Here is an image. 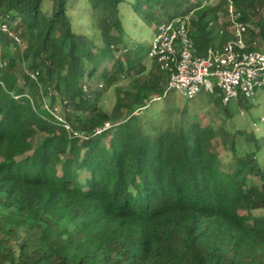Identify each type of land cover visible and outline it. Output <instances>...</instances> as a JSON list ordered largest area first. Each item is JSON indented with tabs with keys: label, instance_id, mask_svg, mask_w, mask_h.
Listing matches in <instances>:
<instances>
[{
	"label": "trees",
	"instance_id": "16d2710c",
	"mask_svg": "<svg viewBox=\"0 0 264 264\" xmlns=\"http://www.w3.org/2000/svg\"><path fill=\"white\" fill-rule=\"evenodd\" d=\"M70 1L51 0L43 12V0H0V264H264V137L224 130L231 100L221 131L174 101L164 122L145 124L152 98L171 91L149 50L125 33V0H87L100 44L72 31ZM231 2L247 43H264V0ZM227 6L131 4L156 31L190 15L197 55L233 39ZM4 23L21 45L1 31ZM120 84L108 111L106 92ZM42 99L66 102L63 117L87 138L67 134ZM104 123L110 127L94 135ZM237 135L254 149L239 155Z\"/></svg>",
	"mask_w": 264,
	"mask_h": 264
},
{
	"label": "built area",
	"instance_id": "2783aa9c",
	"mask_svg": "<svg viewBox=\"0 0 264 264\" xmlns=\"http://www.w3.org/2000/svg\"><path fill=\"white\" fill-rule=\"evenodd\" d=\"M227 1V21L230 23L233 39L222 49L209 48L205 54L197 55L188 34L190 15L158 26L148 56L165 73L164 93L174 91L191 100L202 91L215 95L217 90L222 96V103L226 104L238 97L254 100L257 90L264 87V43H247L246 25L241 20V14L235 11L231 0ZM1 31L8 34L16 44H22L21 39L9 31L6 23L1 25ZM30 78L36 80V74H30ZM160 99L161 97L155 96L152 101ZM42 104L67 134L87 138L73 130L63 117L66 102L50 107L42 99ZM109 127V123H104L93 134L100 135Z\"/></svg>",
	"mask_w": 264,
	"mask_h": 264
},
{
	"label": "rangeland",
	"instance_id": "374dc122",
	"mask_svg": "<svg viewBox=\"0 0 264 264\" xmlns=\"http://www.w3.org/2000/svg\"><path fill=\"white\" fill-rule=\"evenodd\" d=\"M217 0H211L215 3ZM133 0H125L120 6V18L123 29L127 36L133 41L139 42L143 47V52L149 50L152 40L156 36V27L150 28L146 26L142 20L136 16L132 10L131 4ZM52 5L51 0H43L42 10L47 12ZM68 15L71 22L72 31L76 34H83L95 41L97 44L101 43L99 32L92 28V13L87 0H71L69 2ZM20 51L23 46L17 47ZM24 67L26 64L23 65ZM165 81V80H164ZM163 81V85H164ZM115 90L111 89L106 92V98L103 102L104 108L110 110L115 103L116 97L125 90L124 84ZM217 96V95H216ZM212 96L204 91L200 92L195 98L187 100L178 93L171 91L161 100L152 101L148 104L146 109L142 111L143 122L151 124L154 122H164V110H168L171 104H166L171 101L181 109L186 107L189 112V117L197 119L202 125H211L214 129L220 130L224 128L225 131L230 133H237L238 131L253 132L255 138L261 139L264 137V87L258 89L254 100H246L243 104H238L236 100H231L226 105V110L231 114V119L225 120L222 128V122L226 115L222 112L223 103L222 97ZM139 112H136V114ZM161 115V116H160ZM222 137L215 139V147L219 157L225 160L224 146H221ZM236 149L239 155H243L247 150L254 149L253 144H249L244 136H236ZM260 157L258 162L264 165V149L259 153ZM257 183L256 179H253ZM258 212H256L257 214ZM32 240L36 241L37 234L31 233Z\"/></svg>",
	"mask_w": 264,
	"mask_h": 264
},
{
	"label": "crops",
	"instance_id": "0c3cea01",
	"mask_svg": "<svg viewBox=\"0 0 264 264\" xmlns=\"http://www.w3.org/2000/svg\"><path fill=\"white\" fill-rule=\"evenodd\" d=\"M164 85H165V81H164Z\"/></svg>",
	"mask_w": 264,
	"mask_h": 264
}]
</instances>
